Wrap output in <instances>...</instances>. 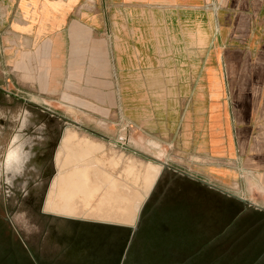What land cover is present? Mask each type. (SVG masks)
<instances>
[{
	"label": "crops",
	"instance_id": "obj_1",
	"mask_svg": "<svg viewBox=\"0 0 264 264\" xmlns=\"http://www.w3.org/2000/svg\"><path fill=\"white\" fill-rule=\"evenodd\" d=\"M253 23L264 0H0V71L56 99L94 90L103 105L109 92L132 129L206 161L209 183L246 199L264 193V39L243 32ZM85 162L63 176H89Z\"/></svg>",
	"mask_w": 264,
	"mask_h": 264
},
{
	"label": "rangeland",
	"instance_id": "obj_2",
	"mask_svg": "<svg viewBox=\"0 0 264 264\" xmlns=\"http://www.w3.org/2000/svg\"><path fill=\"white\" fill-rule=\"evenodd\" d=\"M245 5L242 4L240 7L244 8ZM243 32L262 35L264 39V24L253 23L252 27H246ZM17 77L14 73L0 71V91L4 93L0 95L3 98L0 100V119L11 122L22 109L21 102L14 101L13 97L4 92L7 91L38 105L39 102L50 103L45 107L77 122L79 126L68 124L38 109L24 107V115L28 116L27 121H23L22 126L15 131L9 125L0 133V159L4 152L18 146L21 153H30V159L23 164L26 165L25 168L19 167L13 170L14 167H4L3 184L0 185V264H33L25 247L30 249L31 253L32 250L37 253L43 261L61 264L67 260L64 254L66 243L57 238L65 223L59 218L45 215L50 213L43 209L45 201L49 210L56 213L77 214L76 212L81 211V216L96 219H130L131 217L125 215L128 197L131 198L135 194L134 189L137 188V193L141 191L145 198L160 167L139 153L125 148L123 144L194 176L204 177L208 182L204 174L206 161L197 162L195 158L192 160L189 153L181 152L179 149L171 151L177 148L171 147L169 150L160 145L155 138L132 129L123 121L116 108L111 109L109 92L103 91V101L106 102L103 105L95 104L94 90L64 91L66 97L60 95V98L56 99L52 91L41 89L36 79L30 84H25ZM26 136H30L33 140L21 150L23 146L21 139H25ZM48 140L54 142L48 166V170L51 169V176L43 180L41 175L44 166L39 164L34 166L31 161L32 157H36L35 154L42 153L41 149L35 150L36 147H45V142ZM89 141L101 143L104 151L100 152L102 148L97 147L94 152H84L83 150L88 149ZM56 155H58L57 167ZM78 160L86 161L81 164L88 166L89 176L88 173L85 175L84 171L81 180L63 176L69 174L71 165ZM102 162L104 164L101 165V169L110 174L111 178L102 176L97 169L96 165ZM162 174L163 179L159 183L154 201L159 200L162 205L167 201L187 204L188 217L191 218L198 232L196 240L201 241L211 231L208 228L209 224L218 220V208L226 198H221L222 195L213 190L211 196L210 192L194 181L176 174L172 169H166ZM144 182L151 186L143 190ZM118 185L129 188H117ZM97 186L101 188L96 191ZM218 187L225 188V186ZM79 191L82 193L81 200H76L74 193ZM236 191L238 192V188ZM98 192H103L99 200L95 196ZM30 193L34 197L33 200L29 198ZM136 196L138 197L137 194ZM246 199L264 208L263 192L252 190L246 194ZM209 200L212 202L208 203ZM230 207L234 211L237 209V204L230 200ZM109 209H118L120 212L109 213L107 211ZM163 240L161 234L157 235V233L142 235L132 247L128 248L126 261L123 264H228L234 254L229 250L231 246L225 245L221 248L205 250L200 256L187 262L184 259L196 248L191 237L180 234L178 238L170 237Z\"/></svg>",
	"mask_w": 264,
	"mask_h": 264
},
{
	"label": "flooded vegetation",
	"instance_id": "obj_3",
	"mask_svg": "<svg viewBox=\"0 0 264 264\" xmlns=\"http://www.w3.org/2000/svg\"><path fill=\"white\" fill-rule=\"evenodd\" d=\"M0 95H4V93L0 91ZM0 100H3L2 96H0ZM14 101L18 100L14 99ZM24 114V107H22V109H20L19 115L11 122H6L5 120L0 119V133L5 127L9 125L13 127V131L17 130L18 127L22 126L23 121H25L28 117ZM24 116L25 118H23ZM32 140L33 139L30 138V136H26L23 140L21 139V143L23 144L21 150H23L27 144H31ZM53 145L54 142L49 140L46 141L45 147H36L35 149H41V155L35 154L36 157H32L33 159L31 162H33L32 164H34V166H38V164L40 166H44L41 175L43 180L48 179V177L51 176V169L48 170V166L50 165L52 153L51 147ZM4 154L0 159V185L3 184V172L5 166L14 167L13 170H16L19 167L25 168L26 165H23L24 162H27L30 159V153H21L19 146L7 150L4 152ZM57 157L58 155H56L55 159L56 167L58 164ZM162 177L163 174L160 175L159 178L153 183L146 195L147 198L142 206L141 212L139 213V223L133 234L129 247H132L134 242L145 234H161V239H164L163 241L169 239L170 237L178 238L180 234H185L186 237H191V239L194 241V245H196V248L190 255H188V257L184 259V261L188 262L200 256L205 250L221 248L225 245H228L229 247L231 246L229 250L234 253L231 261H229L228 264H264V213L256 211L252 208H246L243 210L240 203L235 200H233V202L237 204V209L232 211L230 207V200L232 199L220 193L222 195L221 198H226V201L222 200V204L218 208V220L215 223L209 224L208 228L211 229V231L207 236L205 235L202 238L203 240L201 239V241L198 242V240H196V238H198V232L196 230V226H193L191 218L189 219L188 217L189 212L187 210V204H182L180 202L172 203L167 201L166 204L162 205L159 200L154 201L159 183L163 179ZM52 182L53 181H51V183ZM195 184L201 186L207 190V192H210V195L212 196L211 188L197 182H195ZM118 187L126 186H117V188ZM126 188L128 189L129 187ZM134 192L135 194H133L131 198L128 197L129 200L126 201V205L128 207L127 211H125V215H127V217H134V215L137 216L138 210L145 199L144 195L141 196L137 193V188L134 189ZM101 193L103 192H98L95 194V196L98 197V200ZM29 198L30 200H33L34 198L31 193ZM210 202L212 201L209 200L208 203ZM135 204H137V210H134ZM43 209L47 212L58 215L78 218H91L85 215L81 216V211L76 212L77 214H61L52 212L47 207L46 201L43 205ZM107 211L109 213L120 212L118 209H109ZM63 222L65 223V227L57 238L66 243L64 254L67 256V260L61 264L116 263L119 257L120 248L122 247L125 239L124 230L115 227H103L90 225L87 223H77L74 221H68L67 223L66 221ZM189 224L190 228L188 227ZM237 245H241V247L236 248L235 246ZM25 250L33 264H55L53 261H43L33 250V257H31L27 247H25ZM124 261H126V255L123 262Z\"/></svg>",
	"mask_w": 264,
	"mask_h": 264
},
{
	"label": "water",
	"instance_id": "obj_4",
	"mask_svg": "<svg viewBox=\"0 0 264 264\" xmlns=\"http://www.w3.org/2000/svg\"><path fill=\"white\" fill-rule=\"evenodd\" d=\"M7 95H10L11 97H13L14 99L18 100L21 102V106L22 107H31L33 109H38L42 112H44L45 114H49V115H53V116H56L57 118L63 120L64 122L68 123V124H71V125H74V126H79V124L73 120H70V119H67L66 117L52 111L51 109L45 107V106H41V105H38L26 98H23L21 96H18L14 93H11V92H7V91H4ZM123 146L127 149H131L133 152H136V153H139L140 155L148 158L149 160L157 163L158 165L161 166L160 168V171L158 173V175L156 176L155 178V181L159 178V176L162 174L163 171H165L166 169H172V171H174L176 174H179L180 176H183V177H186L194 182H197V183H200L202 185H205L209 188H211L212 190L216 191V192H219L221 194H223L224 196L232 199V200H235L237 201L238 203H240V205L242 206L243 210H245L246 208H253L254 210L256 211H259V212H262L264 213V208L252 203L251 201L249 200H246L245 198H243L242 196H239V195H236L232 192H229L225 189H222L216 185H213L207 181H205L204 179L202 178H199L197 176H194L188 172H185L181 169H178L176 167H173L171 165H169L168 163L164 162V161H160L158 159H155L153 157H150V156H147L145 155L144 153H140L139 151H136L135 149H132L130 148L129 146L123 144ZM154 181V182H155ZM147 196L145 197L143 203L141 204L139 210H138V213H137V217L135 219V221L133 222L132 225H126L124 223H116V222H110V221H100V220H93V219H82V218H78V217H69V216H64V215H57V214H54V213H45V215L49 216V217H54V218H59L63 221H66V223L68 221H74V222H77V223H87V224H90V225H97V226H103V227H115V228H118V229H122L125 231V239H124V243L122 244V247L120 248V253H119V257L116 261V263L114 264H122L124 258H125V255L127 253V250H128V247H129V244L131 242V239L133 237V234L135 232V230L137 229V225L139 223V213L141 212V209H142V206L146 200ZM31 257H33L32 253L30 252V249H28Z\"/></svg>",
	"mask_w": 264,
	"mask_h": 264
},
{
	"label": "bare ground",
	"instance_id": "obj_5",
	"mask_svg": "<svg viewBox=\"0 0 264 264\" xmlns=\"http://www.w3.org/2000/svg\"><path fill=\"white\" fill-rule=\"evenodd\" d=\"M87 145H88V149H85V150H83L84 152H94L96 149H97V147H98V144L97 143H95V142H93V143H91L90 141L89 142H87ZM83 152V153H84ZM93 163H94V161H93ZM87 166V165H86ZM156 166H158V165H156ZM88 167V166H87ZM159 167L161 168V166L159 165ZM160 168H159V170H158V172H157V174H156V176L158 175V173H159V171H160ZM156 176L154 177V179H153V181L155 180V178H156ZM119 181V180H118ZM152 181V182H153ZM152 184V183H151ZM104 185V183L101 185V187ZM119 186V185H118ZM149 185H148V183H146V182H144V184L142 185V189L143 190H145V189H147V187H148ZM151 186V185H150ZM149 186V187H150ZM106 187V186H105ZM147 192V191H146ZM141 196L142 195H144V193H141V191H140V193H139ZM137 204H135V206H134V210H137V206H136ZM45 207V206H44ZM47 210V209H46ZM136 215H134V217H131L130 219H126V220H121V219H113V218H111V219H107V220H105V219H94V220H100V221H108V220H113V221H116V223H119V222H121V223H130V225H132L133 224V222L135 221V219H136ZM82 219H90V218H82Z\"/></svg>",
	"mask_w": 264,
	"mask_h": 264
}]
</instances>
